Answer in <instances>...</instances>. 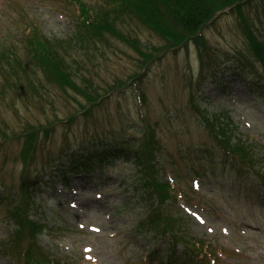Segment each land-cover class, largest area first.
I'll return each mask as SVG.
<instances>
[{"label": "rangeland", "instance_id": "obj_1", "mask_svg": "<svg viewBox=\"0 0 264 264\" xmlns=\"http://www.w3.org/2000/svg\"><path fill=\"white\" fill-rule=\"evenodd\" d=\"M79 2L94 10L104 0H0V50L15 46L21 57L20 38L41 32L65 47L77 81L102 94L85 110V96L47 80L32 60L27 76L16 74L22 85H12L0 57V264H24L6 244L11 211L28 203L44 224L39 244L62 264H170L176 251L172 264H264V66L244 27L264 39V0L220 10L202 39L167 47L126 13L117 26L136 46L112 34L79 45ZM217 114L254 162L226 152L203 117ZM151 134L158 181L170 184L158 206L191 250L149 223L158 196L136 153ZM26 166L30 194L17 197Z\"/></svg>", "mask_w": 264, "mask_h": 264}, {"label": "trees", "instance_id": "obj_2", "mask_svg": "<svg viewBox=\"0 0 264 264\" xmlns=\"http://www.w3.org/2000/svg\"><path fill=\"white\" fill-rule=\"evenodd\" d=\"M246 1L248 0H104V3L94 10L88 8L83 2H79L78 24L80 27L74 39H77L79 33L78 42L80 43L79 45H83L89 41H96V39H106V35L112 34L128 41L129 39L125 37L117 26L120 15L126 13L139 18L150 29L159 33L166 41H169L166 42L165 47L181 45L182 43H187L188 39H202L201 30L220 10L231 7L241 10L243 3ZM244 25L245 38L248 41L251 55L264 66V39L259 35V30L253 28L249 22H244ZM19 42L23 44L21 57L18 55L15 46L14 48L8 47L6 49L4 45L0 50V57H2V62L5 64L2 72L3 78L6 80L11 77L9 74H14V78L9 82L10 84L15 86L22 85L16 74L23 73L27 76L28 60H32L40 65V69H42L47 80L64 91L71 89L81 96H85L89 104L85 110L88 109L90 111L91 107L102 97L98 90H94V92L86 90L73 76L72 69L69 67L63 52H61V49L66 50L64 46L55 45L54 40H49L41 32H33L31 35L25 34L20 38ZM128 42L136 46L135 42L130 40ZM203 49H205L204 43L202 44V49H200V61L202 64L205 59ZM245 59L246 56L241 59V62H244ZM6 67L9 70H6ZM18 67L20 72L16 71ZM236 67L240 68L239 65H236ZM6 72L9 73L7 77ZM257 89L260 90V88ZM221 115L223 114L214 115V120L208 115H203V117L205 123L223 145L226 152L237 156L244 164L254 162L251 153L249 154L251 147H247L240 140L232 141L231 136L224 130L223 123L220 121ZM38 131L39 129L33 128L26 134L25 148L22 150L24 165L27 162L29 164L33 157ZM155 141L153 134L146 135L140 152H135L138 163L142 164L148 174V178L144 182L145 186L148 188L150 186L153 195L155 193L158 196L157 206L149 218V223L153 228H158L161 235L168 236L170 234L174 238L175 244L186 243L191 250V246L195 248L194 244L189 243L188 239L177 233L174 223L171 219H168L169 216L163 215L162 207L159 208L158 206L169 196L168 188L170 184L162 179L158 181L160 177L156 175L155 162H152L154 158L153 151L159 147L156 146ZM28 168L26 166L23 169L17 197L24 196V198H27L30 194L27 184L29 183ZM28 204L24 207L18 206V209L16 208L10 213L11 217L9 218L13 222L14 228L10 236L11 240L6 244V250L11 253L14 252L16 255L19 254L23 258L24 264H62L60 260L55 259L51 252L45 250L39 244L37 237L38 233L44 232V224L30 217L27 210ZM176 253L177 251L171 256L170 264L176 259Z\"/></svg>", "mask_w": 264, "mask_h": 264}]
</instances>
